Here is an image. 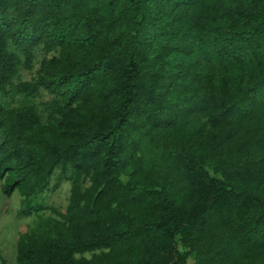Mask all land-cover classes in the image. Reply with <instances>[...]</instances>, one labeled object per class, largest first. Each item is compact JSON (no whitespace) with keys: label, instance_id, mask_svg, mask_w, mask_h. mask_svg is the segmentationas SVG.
Masks as SVG:
<instances>
[{"label":"trees","instance_id":"16d2710c","mask_svg":"<svg viewBox=\"0 0 264 264\" xmlns=\"http://www.w3.org/2000/svg\"><path fill=\"white\" fill-rule=\"evenodd\" d=\"M0 181L16 264H264V0H0Z\"/></svg>","mask_w":264,"mask_h":264},{"label":"rangeland","instance_id":"374dc122","mask_svg":"<svg viewBox=\"0 0 264 264\" xmlns=\"http://www.w3.org/2000/svg\"><path fill=\"white\" fill-rule=\"evenodd\" d=\"M42 51H37L33 63V68L28 70L21 68L20 74L22 79H29L36 71L39 61L43 57ZM50 98L45 92L36 96L37 103L46 101ZM1 183V181H0ZM70 182L63 181L56 190H47L42 193L35 202H39L44 206H54L63 209L67 198L69 196ZM21 206V197L18 191H15L11 196L3 194L0 189V264H3L1 257L5 259L6 264H16V241L18 234L24 230H27L32 226L35 220V214L33 212L27 214H17L19 207ZM48 213L49 210L42 211ZM189 264H191L189 262Z\"/></svg>","mask_w":264,"mask_h":264}]
</instances>
